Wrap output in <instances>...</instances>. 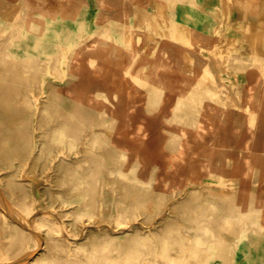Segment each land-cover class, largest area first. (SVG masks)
Segmentation results:
<instances>
[{
    "label": "bare ground",
    "instance_id": "obj_1",
    "mask_svg": "<svg viewBox=\"0 0 264 264\" xmlns=\"http://www.w3.org/2000/svg\"><path fill=\"white\" fill-rule=\"evenodd\" d=\"M0 264H264V0H0Z\"/></svg>",
    "mask_w": 264,
    "mask_h": 264
}]
</instances>
